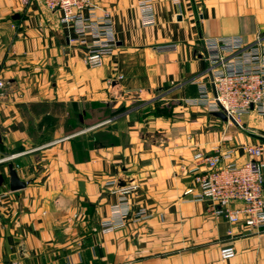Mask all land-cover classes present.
<instances>
[{"label":"crops","instance_id":"1","mask_svg":"<svg viewBox=\"0 0 264 264\" xmlns=\"http://www.w3.org/2000/svg\"><path fill=\"white\" fill-rule=\"evenodd\" d=\"M141 1L93 0L111 12L117 42L90 68L60 11L0 0V262L264 264V230L231 224L186 194L197 151L223 141L245 162L243 144L261 140L228 132L188 100L203 85L214 93L205 40L264 35V0H151L152 24ZM166 44L175 48L158 50ZM159 102L168 115L146 110ZM9 163L24 188L10 189ZM118 178L132 184L118 188ZM124 196L133 214L150 216L105 227ZM227 245L237 253L224 260Z\"/></svg>","mask_w":264,"mask_h":264},{"label":"built area","instance_id":"2","mask_svg":"<svg viewBox=\"0 0 264 264\" xmlns=\"http://www.w3.org/2000/svg\"><path fill=\"white\" fill-rule=\"evenodd\" d=\"M29 2L30 0H24ZM45 7L62 13V21L75 30V40L85 48V63L94 68L103 65L106 54L116 47L111 12L100 11L93 0H40ZM178 2L179 0H175ZM144 22L154 23V7L151 0L140 2ZM209 71L214 93L209 94L205 85L198 98L188 100L199 104L209 112L223 111L228 124L242 126L244 116L256 112L262 118V139L256 143L243 144L250 156L245 162L235 159L236 149L227 147L223 141L209 152L197 151L193 166L194 185L186 191L192 200H209L212 213L224 216L231 224L242 223L253 231L264 230V35L259 33L248 44L238 36L207 38ZM174 44L158 46L159 51L172 50ZM5 82L0 80V90ZM236 123H235V122ZM14 155L9 156L12 158ZM3 158L1 160H5ZM127 193L128 191H123ZM6 193V192H5ZM0 196V202L2 200ZM239 204V205H236ZM117 217L106 220L105 227L116 228L126 224L128 218L143 220L150 216L142 208L133 214L126 197L116 206ZM232 234V230L229 231ZM233 245L221 248L224 260L236 256ZM0 264H18L1 261ZM68 264V263H66Z\"/></svg>","mask_w":264,"mask_h":264},{"label":"rangeland","instance_id":"3","mask_svg":"<svg viewBox=\"0 0 264 264\" xmlns=\"http://www.w3.org/2000/svg\"><path fill=\"white\" fill-rule=\"evenodd\" d=\"M146 110H149L150 113L152 112L151 114H163V115H168L171 112V110H169V107H167V105H164L161 102L149 106ZM241 122H242V126H238L237 124H228L226 122L227 123L226 129L228 130V132L232 131L234 133H240L242 134L241 136H244L245 138L246 135H249L253 142H256L257 139H262L263 121L261 117H254L248 115L242 117ZM113 124L115 123L113 122L108 123L104 127L106 126L112 127ZM242 141L246 142L245 139Z\"/></svg>","mask_w":264,"mask_h":264},{"label":"water","instance_id":"4","mask_svg":"<svg viewBox=\"0 0 264 264\" xmlns=\"http://www.w3.org/2000/svg\"><path fill=\"white\" fill-rule=\"evenodd\" d=\"M214 115H216L217 117H219L223 121L228 120L227 115L223 111L214 112ZM8 166H9V173H10V189L12 191H16V190L24 188L26 186V182L23 181L19 177V174H18L17 170L15 169V167L13 166V164L9 163ZM131 184H132V181L127 180L126 178H118V180H117V187L118 188L126 187V186H129Z\"/></svg>","mask_w":264,"mask_h":264}]
</instances>
